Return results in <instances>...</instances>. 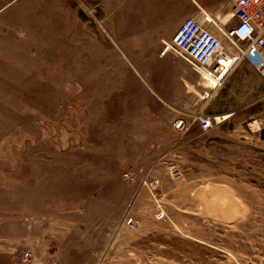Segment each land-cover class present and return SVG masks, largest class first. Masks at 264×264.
Masks as SVG:
<instances>
[{"label":"rangeland","instance_id":"374dc122","mask_svg":"<svg viewBox=\"0 0 264 264\" xmlns=\"http://www.w3.org/2000/svg\"><path fill=\"white\" fill-rule=\"evenodd\" d=\"M99 2L0 0V264H25L23 249L31 264L264 261V50L253 47L204 110L228 116L201 130L189 114L203 79L168 53L163 77L183 104L155 103L156 83L114 59ZM132 33L121 47H150ZM147 171L159 200L140 183ZM127 213L136 225L122 223Z\"/></svg>","mask_w":264,"mask_h":264},{"label":"built area","instance_id":"2783aa9c","mask_svg":"<svg viewBox=\"0 0 264 264\" xmlns=\"http://www.w3.org/2000/svg\"><path fill=\"white\" fill-rule=\"evenodd\" d=\"M235 21L232 25L224 23L204 10L202 19L194 16H186L179 23L169 39H162L161 53L171 52L184 60L201 78L210 77V84H203L200 92V106L196 112H190L192 121H196L201 130H207L214 124L224 120L226 114H210L204 111L209 102L223 88L226 80L235 67L249 54L253 47L264 50V0H232ZM212 23L218 30V34L211 31L204 22ZM189 125L187 115L176 118L173 122L174 129L183 131ZM165 153L158 156L162 159ZM166 166L172 172L176 170V164L167 159ZM123 176L132 175V170L125 171ZM140 183L145 185L150 193L159 200V192L156 190L159 177L151 175L150 171L140 177ZM162 208L156 211V217H164ZM122 223L128 226L136 225L131 214H125ZM34 255L31 249H23L20 252L19 261L31 264ZM49 264H61L57 258H53ZM257 264H264L261 261Z\"/></svg>","mask_w":264,"mask_h":264},{"label":"crops","instance_id":"0c3cea01","mask_svg":"<svg viewBox=\"0 0 264 264\" xmlns=\"http://www.w3.org/2000/svg\"><path fill=\"white\" fill-rule=\"evenodd\" d=\"M99 1V3L104 6V18L108 22V26L112 30L111 33L116 39L117 44H115L121 51V53H118V50L116 51L115 48H113L115 50V53H113V55H115L114 59L117 61L120 60L121 62L127 61L128 64L131 65V76L134 77V70L136 71L137 76L138 73H140L141 77H143V83L145 85L149 84L148 78L152 79L156 83L159 89H157L156 87V89H154L153 87L152 89L148 85L147 90L149 92V95L150 93L153 94L156 99L155 103H157L158 105L164 104L174 107H180L183 104V101H175V98L170 95V86L167 85L166 80L163 77V71L165 67L168 66L166 63H164V58L166 56L171 57L170 55H168V53L171 52L167 51L161 53L162 39H169L172 35L173 30L186 16H194L198 19H202V10L217 16V18L221 20L225 26L232 25L235 21L234 17H232V0H207V3H202L200 0ZM94 2L97 3V0H94ZM78 15L80 16V18H82L81 10L78 11ZM204 25L214 33H219L217 28L212 23L205 21ZM164 29L166 30L165 32L163 31ZM140 30L145 31L146 37L148 38V44L150 46L149 48L145 50H143L144 48H135V51L132 52V49L128 51L124 47H121V43H119L118 39L123 38L125 46L131 47L133 44L129 39L130 36L127 35L130 34L131 37H133L134 34L132 32L136 33ZM165 35H170V37L167 38ZM176 57L177 56L172 57L171 60H173L177 64L182 65V62L180 60L181 58L178 59L179 57ZM161 60V66L156 65V62H159ZM176 75L178 77L179 83L177 82L174 85L173 91H177L178 93L181 92V80L182 78L185 80V78L183 74L181 75V70L179 71V73H176ZM202 79L204 84H210L209 81H207L203 77ZM199 80L200 78L197 79L196 82L198 81L201 83V80ZM175 81L177 80L175 79ZM185 85L188 86L189 84Z\"/></svg>","mask_w":264,"mask_h":264},{"label":"bare ground","instance_id":"6f19581e","mask_svg":"<svg viewBox=\"0 0 264 264\" xmlns=\"http://www.w3.org/2000/svg\"><path fill=\"white\" fill-rule=\"evenodd\" d=\"M204 79H206L207 81H209V83H211L212 82V79L210 78V77H203ZM226 116H228V114H226Z\"/></svg>","mask_w":264,"mask_h":264},{"label":"trees","instance_id":"16d2710c","mask_svg":"<svg viewBox=\"0 0 264 264\" xmlns=\"http://www.w3.org/2000/svg\"><path fill=\"white\" fill-rule=\"evenodd\" d=\"M81 15H83L82 12H81Z\"/></svg>","mask_w":264,"mask_h":264}]
</instances>
